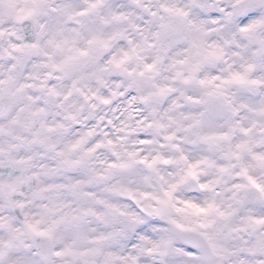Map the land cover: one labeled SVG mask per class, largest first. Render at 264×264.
Returning <instances> with one entry per match:
<instances>
[{
  "label": "clouds",
  "instance_id": "1",
  "mask_svg": "<svg viewBox=\"0 0 264 264\" xmlns=\"http://www.w3.org/2000/svg\"><path fill=\"white\" fill-rule=\"evenodd\" d=\"M0 264H264V0H0Z\"/></svg>",
  "mask_w": 264,
  "mask_h": 264
}]
</instances>
